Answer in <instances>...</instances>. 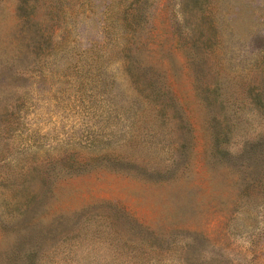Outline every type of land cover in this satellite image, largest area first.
I'll return each instance as SVG.
<instances>
[{"label": "rangeland", "instance_id": "1", "mask_svg": "<svg viewBox=\"0 0 264 264\" xmlns=\"http://www.w3.org/2000/svg\"><path fill=\"white\" fill-rule=\"evenodd\" d=\"M260 141L264 0H0V264H264Z\"/></svg>", "mask_w": 264, "mask_h": 264}, {"label": "trees", "instance_id": "2", "mask_svg": "<svg viewBox=\"0 0 264 264\" xmlns=\"http://www.w3.org/2000/svg\"><path fill=\"white\" fill-rule=\"evenodd\" d=\"M158 96V94H157ZM259 147H261L260 150H264V142L260 141L257 144H255L254 148H256L257 150H259ZM261 154L264 155V152H262ZM33 200V199H32ZM26 244L25 241L22 240L18 243V245L15 247L13 253L10 255V260L12 263H19L20 260H22L24 258V256L28 253V251L25 249Z\"/></svg>", "mask_w": 264, "mask_h": 264}]
</instances>
